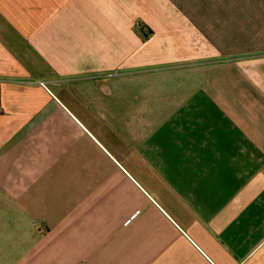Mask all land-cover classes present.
<instances>
[{"label":"crops","instance_id":"crops-1","mask_svg":"<svg viewBox=\"0 0 264 264\" xmlns=\"http://www.w3.org/2000/svg\"><path fill=\"white\" fill-rule=\"evenodd\" d=\"M0 264H264V0H0Z\"/></svg>","mask_w":264,"mask_h":264}]
</instances>
